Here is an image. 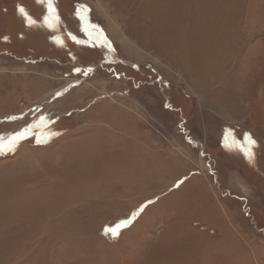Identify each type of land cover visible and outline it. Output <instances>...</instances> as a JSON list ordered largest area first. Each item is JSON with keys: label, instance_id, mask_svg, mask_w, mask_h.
<instances>
[{"label": "rangeland", "instance_id": "1", "mask_svg": "<svg viewBox=\"0 0 264 264\" xmlns=\"http://www.w3.org/2000/svg\"><path fill=\"white\" fill-rule=\"evenodd\" d=\"M0 264H264V0H0Z\"/></svg>", "mask_w": 264, "mask_h": 264}, {"label": "crops", "instance_id": "2", "mask_svg": "<svg viewBox=\"0 0 264 264\" xmlns=\"http://www.w3.org/2000/svg\"><path fill=\"white\" fill-rule=\"evenodd\" d=\"M77 5H73V6H71V9H75V7H76ZM76 8H80L79 6L78 7H76ZM80 9H77L76 11L78 12ZM58 11H59V14H57V17H58V19L61 21V23H62V25H63V28L62 29H60L59 27L57 28H48L47 26H45V27H42L44 30H43V32H45L46 33V37L48 38L49 36H52L51 38H50V41H51V43L53 44L52 46L54 47V48H57V46H64L66 43H65V41H63V40H55V41H53L54 39L53 38H62V37H65V38H69V41H71V40H73V41H75V42H77L78 44H79V46L80 47H82L87 41H89V40H91V38H93L89 33H88V31H87V29H89V28H91V30H92V34L95 36V37H98V38H100V37H102L103 36V32H101L102 31V29L100 28V25H98L97 24V22L95 21V23H89L88 22V24H87V20L88 21H90L91 20V17H93V18H95L94 17V14L93 15H91V17H90V20L89 19H87V16H85V15H80V17H79V19H80V25H74L75 26V29H73V27H67L66 28V26H65V22H64V20L63 19H61L62 18V16H60V8L58 9ZM84 16L86 17V20H84ZM84 20V21H83ZM75 20H73V22H74ZM75 23V22H74ZM89 24L90 25H92V27L91 26H89ZM55 44V45H54ZM52 46H50V44L48 45V47L49 48H51ZM80 61V60H79ZM92 67L94 66V65H91Z\"/></svg>", "mask_w": 264, "mask_h": 264}, {"label": "snow or ice", "instance_id": "3", "mask_svg": "<svg viewBox=\"0 0 264 264\" xmlns=\"http://www.w3.org/2000/svg\"><path fill=\"white\" fill-rule=\"evenodd\" d=\"M49 2H51V0H49ZM53 11H54V9H53ZM128 221H125L124 223L126 224ZM111 231V230H110Z\"/></svg>", "mask_w": 264, "mask_h": 264}, {"label": "trees", "instance_id": "4", "mask_svg": "<svg viewBox=\"0 0 264 264\" xmlns=\"http://www.w3.org/2000/svg\"><path fill=\"white\" fill-rule=\"evenodd\" d=\"M86 44V43H85ZM87 45V44H86Z\"/></svg>", "mask_w": 264, "mask_h": 264}]
</instances>
